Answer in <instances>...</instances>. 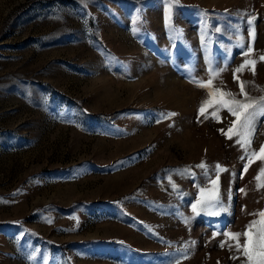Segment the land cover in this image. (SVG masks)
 Returning <instances> with one entry per match:
<instances>
[{
	"label": "rangeland",
	"instance_id": "obj_1",
	"mask_svg": "<svg viewBox=\"0 0 264 264\" xmlns=\"http://www.w3.org/2000/svg\"><path fill=\"white\" fill-rule=\"evenodd\" d=\"M261 55L264 0H0V264H242L264 161L197 84L258 100Z\"/></svg>",
	"mask_w": 264,
	"mask_h": 264
},
{
	"label": "snow or ice",
	"instance_id": "obj_2",
	"mask_svg": "<svg viewBox=\"0 0 264 264\" xmlns=\"http://www.w3.org/2000/svg\"><path fill=\"white\" fill-rule=\"evenodd\" d=\"M249 24H252V21L249 20ZM250 36H253V33L249 32ZM242 46V45H241ZM243 47V46H242ZM253 51L252 47L249 45L247 51L244 55H248ZM261 61H264V55L259 57ZM255 64L256 60H245L233 73V78L236 79V73L242 72V70L246 66H251V70L253 75H255ZM223 71V70H221ZM250 83L247 81H241L239 83V95L244 97L243 100L236 99L235 94L231 92H221L219 88L215 90H208L212 85V80L209 79L207 82H199L197 84L198 87L206 89V95L209 99H206L201 102V106L198 109L199 115H204L208 107H212L213 104H218L221 107L227 109L228 113L231 116L235 117V120L232 122V126L228 128L227 132L221 129V134L228 136L229 139L232 138L231 135H238L239 139H237L236 143L239 144L243 150V155L240 157L241 160L246 161L243 170L246 172L248 170L249 165L253 162L254 158H259L264 161V144L260 146L258 151L250 150L251 144L253 140V134L255 131V123L256 118L258 116H264V96L260 97L258 100L250 97L247 94L245 84ZM219 93L220 98L216 99V94ZM224 97H229V99H225ZM219 111L217 108L216 111L212 113L213 117H216V112ZM176 113H167L161 114L160 119H170L174 117ZM208 117L205 116V119ZM160 119L157 122H160ZM172 127V125H169ZM199 168H205L203 162L197 165ZM217 169H220L219 165H216ZM221 171H226V169H220ZM187 171V170H185ZM262 176H264V164H262L259 169L257 176L255 179L258 181V188L264 187V184L259 183L261 181ZM213 184L217 182L212 181ZM243 191V190H241ZM231 195V194H230ZM198 203H204L198 201ZM221 207L219 200L217 199L215 204H206L201 209V211H208L209 208H217ZM192 210L194 213H197V205H192ZM226 210V209H224ZM213 215H218V212H212ZM251 215L256 216L257 218L250 221L248 225H246V229L243 233L239 232H224L223 235L228 239L232 240L234 244L229 245V248L234 249L236 252L240 254L244 258L242 264H264V210H260L258 213H252ZM244 237L243 241H241V237ZM192 245L195 242H191ZM221 247H224V243L221 242ZM186 251V250H185ZM238 258V257H233ZM175 264H179V260L175 261Z\"/></svg>",
	"mask_w": 264,
	"mask_h": 264
}]
</instances>
